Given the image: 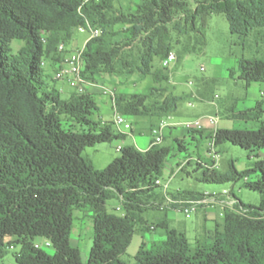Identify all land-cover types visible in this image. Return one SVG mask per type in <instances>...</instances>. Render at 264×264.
<instances>
[{
  "label": "trees",
  "instance_id": "16d2710c",
  "mask_svg": "<svg viewBox=\"0 0 264 264\" xmlns=\"http://www.w3.org/2000/svg\"><path fill=\"white\" fill-rule=\"evenodd\" d=\"M223 13L229 30L239 36L251 33L264 43V0H0V261L13 237L20 245L16 264H264V101L231 110V118L249 126L218 128L215 145L229 142L254 157L249 166L228 173L205 168L199 179L209 183L238 181L260 196L259 205L236 198L234 209L224 208L211 242H190L184 232L161 221L165 238L140 245L131 263L121 260L131 243L141 214L149 209H175L155 180L172 145L153 144L139 150L121 146L119 155L103 169L84 155L86 147L123 139L112 120L96 115L98 106L88 92L73 90L67 98L45 73L41 61L53 63L67 53V42L88 21L100 30L84 43L82 75L136 74L150 77L146 92L115 94L116 110L133 119H153L151 128L173 114L181 97L168 93L166 67H155L178 48L177 60L201 53L205 34L199 18ZM121 23L122 38L113 26ZM24 41L15 53L10 43ZM60 43L65 49L58 50ZM56 65V64H55ZM239 78L248 87L264 83V58L242 59ZM131 121V120H130ZM190 135L202 130H189ZM211 137V133L207 135ZM172 144L182 149L179 139ZM210 162V161H209ZM256 174L250 179V174ZM173 199H194L200 193H169ZM116 198L119 210L108 211ZM91 212L93 238L87 260L70 241L75 210ZM150 226V225H149ZM144 227L142 231L146 230ZM36 237L48 239L53 251L36 247ZM10 238V239H9Z\"/></svg>",
  "mask_w": 264,
  "mask_h": 264
},
{
  "label": "rangeland",
  "instance_id": "374dc122",
  "mask_svg": "<svg viewBox=\"0 0 264 264\" xmlns=\"http://www.w3.org/2000/svg\"><path fill=\"white\" fill-rule=\"evenodd\" d=\"M126 5L125 3H123ZM198 25H200L205 34V46L201 53L187 54L181 59L177 60L178 48L174 47L172 52L175 54V60L171 61L166 67V72L169 74V81L164 84H156V86L162 85L166 87L168 93H174L181 97L178 102V110L182 112L172 117V120H182L179 118H187L188 120L194 119L195 113L203 106L202 102L198 99H191L189 95L186 96L190 90L200 87L205 92L204 99L209 100L206 109L209 112L214 113V104H218L221 110L217 114L220 117L226 118L230 115L229 112L235 105L240 109H245L253 106L256 100L262 99L264 101V83L252 82L249 87L245 86L244 80L239 78V62L242 59L251 58H264V43L257 40L253 33L247 36H239L233 34L229 30L228 22L223 13H212L208 17L199 18ZM124 28V25L118 23L113 26V30L118 34L114 37L115 40L122 38L120 32ZM89 36L88 31H75L73 37L67 42L69 49H79L83 46L85 39ZM22 45L23 40L14 39L10 43L12 53H15ZM71 50H67V53H63L62 59L68 55ZM155 67H161L162 62L160 59L154 60ZM53 78L52 72L50 73ZM115 79H125L124 82L115 81L113 83L102 81V85L105 87H116L115 93L121 92V87L128 86L131 91L136 93L146 92L153 82L150 77L139 78L136 74L125 77L120 74L112 75ZM88 79V78H86ZM100 79L97 76H93L91 81H98ZM104 83V84H103ZM57 86L60 85V81L54 82ZM88 89V88H87ZM92 95L93 91L89 90ZM262 92V94H261ZM214 94L220 95L219 98L214 97ZM66 94L62 97L65 98ZM255 98V99H254ZM190 100V101H189ZM213 101V103H210ZM189 102L192 104L190 105ZM233 106L231 108V106ZM111 109L109 108L108 111ZM97 112L96 115H103L107 120L113 119V113L111 112ZM139 125L143 128L146 125H151L154 121L148 117L140 118ZM183 121V120H182ZM145 126V127H144ZM249 126L248 124L239 123L233 120L232 127ZM167 128L164 132L165 136L161 144L172 145L173 138L180 140L182 144V151L184 157L188 158V161L184 163L182 171L176 170V163L179 160V153L177 152V145L171 148L170 155L164 163L162 168L161 179L168 183L167 190L173 192L176 189L182 190H194L197 192H208L212 194H220L224 191L229 194H233L236 198L243 203L251 205H259L260 196L259 193L244 186V178L238 181H228L223 183H209L203 182L199 179L202 177L204 169L200 168L196 164V157L199 161H204L203 156L206 154V147L208 144L207 139L201 140L197 146L193 143H187L182 137L176 135V129L180 127H172L171 132H168ZM146 130V129H145ZM130 144L128 138L125 140L115 139L111 142H102L94 146L86 147L83 154L88 156L94 167L97 169L105 168L114 157L119 155V151L115 148L117 145ZM216 150L219 154L217 166L215 169L222 174L230 171V163L236 170L240 171L247 168L254 157L249 152L240 146L233 145L229 142L222 143L216 146ZM199 157V158H198ZM184 158V159H185ZM187 172V175L184 172ZM174 172V173H172ZM252 179L253 177H249ZM160 189V187H159ZM205 196L200 194L198 198ZM199 212L194 210L189 215H186L181 209H168L170 217L172 218L171 225L178 230L186 232V236L190 242H193L194 238L202 236L206 238L208 233H204L207 227L214 226V220H217L223 211V206L220 203L205 204ZM120 206V202L116 198H112L107 202V209L110 212L114 211V208ZM121 212L117 210L116 213ZM216 212V215L210 213ZM156 214V215H155ZM142 221L136 225V231L132 237L131 243L128 246L126 252L121 256V260L131 263L134 261V256L141 242V230L146 228L152 235H156L155 241H159L165 238L163 229L161 227L151 228V225L156 216L164 217L163 212L145 211L141 214ZM220 224V223H218ZM163 235H162V234ZM93 230L91 212L88 210H75L72 223V229L70 234V241L73 245L80 249L81 259L86 262L87 256L92 245ZM10 239V238H9ZM205 240V239H204ZM10 248L7 249V253L1 259L0 264H16L14 254L19 251L20 245L16 243L15 238L10 239ZM45 238L36 237L32 240V243H38L41 248L51 253L53 251L51 246L44 245Z\"/></svg>",
  "mask_w": 264,
  "mask_h": 264
},
{
  "label": "built area",
  "instance_id": "2783aa9c",
  "mask_svg": "<svg viewBox=\"0 0 264 264\" xmlns=\"http://www.w3.org/2000/svg\"><path fill=\"white\" fill-rule=\"evenodd\" d=\"M86 1V0H84ZM98 2L99 0H94ZM79 31H88L89 36L87 40L91 37H96L100 34V30L93 27L88 21H86L85 26H79ZM86 40V41H87ZM84 45L79 49H72L67 56H65L60 62L55 63L56 68L52 71L53 78L55 80H66L68 85L77 92L88 91L89 85H96L100 88L101 92L110 97L111 107L113 110V123L114 127L118 133H125L131 129L130 120L124 115L120 114L115 107V90L113 88L105 87L104 85L99 84L96 81H91V79H86L82 75V71L85 65V61L82 55ZM65 49V44L60 43L58 45V50L62 51ZM175 60L174 52L170 51L166 57L162 59V66L167 67L171 61ZM42 67L45 68L46 61H41ZM218 95L215 94L214 97ZM189 104H192L191 102ZM205 122L210 125L213 129L211 131V137L208 143V155L211 159V162L199 161L196 158V162L200 163L205 168H215L217 166V161L219 159L218 152L216 151V145L214 142V134L216 131V125L218 118L216 115H204L198 118L183 120V121H174L171 116L162 117L152 128H151V141L150 145L160 144L163 141L164 132L170 126L182 125L187 131L189 130H202L205 127ZM121 145H117L115 150L120 151ZM155 184L160 187L162 192L166 197L168 203L177 204L178 208L181 209L186 215H189L191 212L196 210L197 206L200 204H211V203H220L229 209H234L236 200L228 198L224 200L221 196L228 195L227 191H224L220 194H204L205 196L201 198L194 199H173L169 194L168 183L163 181L161 178L155 180ZM119 209V206L117 207ZM36 247H41L40 244L34 243ZM45 246H51V242L48 239H45Z\"/></svg>",
  "mask_w": 264,
  "mask_h": 264
},
{
  "label": "crops",
  "instance_id": "0c3cea01",
  "mask_svg": "<svg viewBox=\"0 0 264 264\" xmlns=\"http://www.w3.org/2000/svg\"><path fill=\"white\" fill-rule=\"evenodd\" d=\"M129 0H122V2L123 3H127ZM88 38V37H87ZM87 38L85 39V41H84V43L86 42V40H87ZM84 43H83V45H84ZM66 48L68 49V50H72V49H69L68 48V46H66ZM56 68V65H55V63H53L52 61H50V60H47L46 61V66H45V68H44V70H45V73H47V74H49L50 75V73L54 70ZM97 77H99L100 79H98V83L99 84H101L102 85V81H108V82H111V83H113V82H115V81H118V82H124L125 81V79H115V77L114 76H111V75H107V74H100V75H98ZM57 81V80H56ZM58 81H60V85L59 86H57L56 84H54L55 85V87L57 88V89H59V91L61 92V96L63 95V94H66L67 96H65V98H67L68 96H69V94L73 91V89L68 85V82L66 81V80H58ZM55 82V81H54ZM258 83V82H257ZM104 84V83H103ZM105 86V85H104ZM249 87V86H248ZM113 89L114 90H116V87H113ZM89 90H91V91H93V92H95V93H93L94 95V100H95V102H96V104H97V106H98V112H106V111H108L109 110V108L111 109L110 111H108V112H111V113H113V110H112V107H111V101H110V97L108 96V95H105L104 93H102L101 92V90H100V88L98 87V86H96V85H89L88 86V91ZM121 91H126V92H133V91H131V89L128 87V86H124V87H121ZM205 92L206 91H204L203 89H201L200 87H197V88H195V89H193V90H190V92L186 95V96H188L189 95V97H190V100L191 99H198L200 102H202V104H203V106L204 107H202L201 109H199L196 113H195V118H198V117H201V116H204V115H216L217 116V118H218V122H217V125H216V128L218 129V128H232V125H233V119L231 118V110L232 109H234V110H240V108H237L236 107V105L237 104H234V103H236V102H234V103H232V105H235L234 106V108H232L233 106H231V110H230V112H229V114L228 115H230V116H228V117H226V118H223V117H220L217 113L218 112H220L221 110L219 109V106L220 105H218L217 103L216 104H214L213 103V101H211L210 103H213V105H214V113H212V112H209L207 109H206V106H207V104H208V102H209V100H207V99H204V94H205ZM261 94H262V92H261ZM215 95V94H214ZM220 97V95H218V97L217 98H219ZM255 99V98H254ZM189 100V101H190ZM257 101V100H256ZM190 103V102H189ZM191 105V104H190ZM206 105V106H205ZM182 112H180L179 110H178V106H177V109H176V111L173 113V114H171L170 116L171 117H174L175 115H177V114H181ZM98 116H100V118L101 119H103V120H107L106 118H104V116L101 114V115H98ZM179 119H182V120H187V118H179ZM129 120H131L130 122H132V120L133 119H129ZM140 120L141 119H138L137 121H138V123L137 124H131V129L129 130V131H127V132H125V133H123V139H120V140H125L126 138H128L129 139V141H130V144H132V145H134L136 148H138L139 150H145V149H147L148 147H149V143H150V133H149V127H148V125H146V127L145 128H143L142 126L140 127V125H139V122H140ZM182 120H176V121H182ZM176 126H178V127H180L181 129L179 130V129H176L175 131H176V134H175V136L176 135H179L180 137H182L183 139H184V141L185 142H187V143H195L194 145L195 146H197L198 145V143L201 141V140H203V139H207L208 140V143H209V140H210V138L209 137H207V135H209V133H211V131H212V127L210 126V125H208L206 122H205V127H204V129H202V134H194V135H190L188 132H187V130L182 126V125H175V126H170L169 127V131L168 132H171V128L172 127H176ZM146 129V130H145ZM167 131V130H166ZM164 136H165V134H164ZM164 136H163V139H164ZM121 146H123V145H121ZM174 148V145L172 144V149ZM175 149V148H174ZM217 151V150H216ZM177 152L179 153V160H177V167H176V170H177V172L179 171H182V167H183V165H184V163L185 162H187L188 161V158H185L184 157V152L182 151V150H180V149H178V147H177ZM218 152V151H217ZM219 155V154H218ZM197 156H200V155H197ZM197 156L195 157H193L192 156V158H197ZM185 158V159H184ZM199 158V157H198ZM200 158H202V156H200ZM203 159H204V161L205 162H211V159H210V157H209V155H208V144H207V147H206V154H205V156H203ZM172 173H174V172H172ZM185 174H186V176H188L187 175V172L185 171L184 172ZM253 177V178H255V176H256V174H250V176L249 177ZM245 179V178H244ZM161 190V189H160ZM176 190H181V191H186V190H182V189H176ZM176 190H174L173 192H175ZM189 191H193V192H195V193H200V194H211V193H208V192H197V191H194V190H189ZM170 193V192H169ZM224 200H227L228 198H231V199H233V200H236V197L231 193V194H229V195H222L221 196ZM211 204H215V203H211ZM208 205H210V204H208ZM204 206H207V205H205V204H200V205H198L197 206V208H196V211L197 212H199L202 208H204ZM223 206V205H222ZM224 208H226L225 206H223V211H222V213L220 214H218L219 215V217L218 216H216L217 218H219L218 219V221L217 220H214V226L213 227H207L206 229H205V231H204V233H208V236H206V238H202V236H196L195 238H194V240H193V242L192 243H194V242H211V240H212V232H213V229H214V227H215V224L216 223H222V221H223V213H224ZM162 209V208H161ZM161 209H149V211H153V212H163L164 213V217H157L156 216V219H155V221L150 225V227L151 228H158V226H156L159 222H161V221H166L167 222V224H168V226H169V228H173V229H175V230H177V231H181V232H184L185 233V235H186V232L185 231H183V230H178V229H176L175 227H173L172 225H171V222H172V218L170 217V215H169V212H167V210L165 211V210H161ZM119 210V209H118ZM146 211H148V210H146ZM210 213H212V212H210ZM212 214H214V215H216V212H213ZM156 215V214H155ZM162 234V233H161ZM163 235V234H162ZM142 237H143V240H145L147 243H149V242H151V241H155L154 239L156 238V235H152L151 233H150V231H147V230H144V231H142L141 232V239H142Z\"/></svg>",
  "mask_w": 264,
  "mask_h": 264
}]
</instances>
